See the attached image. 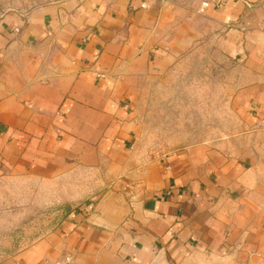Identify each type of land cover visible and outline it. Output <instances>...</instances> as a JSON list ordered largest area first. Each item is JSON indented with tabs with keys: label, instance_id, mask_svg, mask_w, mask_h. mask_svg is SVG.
Returning a JSON list of instances; mask_svg holds the SVG:
<instances>
[{
	"label": "crops",
	"instance_id": "crops-1",
	"mask_svg": "<svg viewBox=\"0 0 264 264\" xmlns=\"http://www.w3.org/2000/svg\"><path fill=\"white\" fill-rule=\"evenodd\" d=\"M211 33L244 61L255 123L264 0H36L0 16V174L86 172L96 190L0 264H264V166L209 142L136 148L137 80Z\"/></svg>",
	"mask_w": 264,
	"mask_h": 264
},
{
	"label": "rangeland",
	"instance_id": "rangeland-1",
	"mask_svg": "<svg viewBox=\"0 0 264 264\" xmlns=\"http://www.w3.org/2000/svg\"><path fill=\"white\" fill-rule=\"evenodd\" d=\"M35 3L0 0V16L25 12ZM211 34L170 52L137 80L129 109L138 154L160 159L209 142L264 166V129L253 123L246 94H239L244 61ZM93 182L92 174L76 171L56 177L0 174V262L49 232L65 215L64 205L73 209L92 199Z\"/></svg>",
	"mask_w": 264,
	"mask_h": 264
},
{
	"label": "built area",
	"instance_id": "built-area-1",
	"mask_svg": "<svg viewBox=\"0 0 264 264\" xmlns=\"http://www.w3.org/2000/svg\"><path fill=\"white\" fill-rule=\"evenodd\" d=\"M208 5V1L202 2V8ZM85 39V38H84ZM97 57V56H96ZM97 76H101L97 73ZM255 124L258 128L264 129V111H258L255 114ZM74 262V255L71 252L65 253L63 256L52 262V264H72Z\"/></svg>",
	"mask_w": 264,
	"mask_h": 264
},
{
	"label": "trees",
	"instance_id": "trees-1",
	"mask_svg": "<svg viewBox=\"0 0 264 264\" xmlns=\"http://www.w3.org/2000/svg\"><path fill=\"white\" fill-rule=\"evenodd\" d=\"M64 210H66L65 214L69 213L72 209H69L67 205H64Z\"/></svg>",
	"mask_w": 264,
	"mask_h": 264
}]
</instances>
